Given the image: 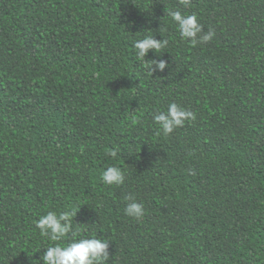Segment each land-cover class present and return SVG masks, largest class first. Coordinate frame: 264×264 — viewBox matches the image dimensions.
Returning <instances> with one entry per match:
<instances>
[{
	"label": "trees",
	"instance_id": "obj_1",
	"mask_svg": "<svg viewBox=\"0 0 264 264\" xmlns=\"http://www.w3.org/2000/svg\"><path fill=\"white\" fill-rule=\"evenodd\" d=\"M170 11L215 35L183 40ZM146 35L168 43L138 60ZM171 103L195 118L165 135ZM69 209L107 264H264V0H0V264L69 243L36 227Z\"/></svg>",
	"mask_w": 264,
	"mask_h": 264
},
{
	"label": "clouds",
	"instance_id": "obj_2",
	"mask_svg": "<svg viewBox=\"0 0 264 264\" xmlns=\"http://www.w3.org/2000/svg\"><path fill=\"white\" fill-rule=\"evenodd\" d=\"M182 4H187L188 0H181ZM175 22L177 31L183 40L195 45L197 43H206L215 35L210 28L208 32L203 33L202 25L200 24L196 14L184 15L180 11L168 12ZM167 40H158L153 35H146L142 39L134 42L135 55L138 60H143L147 57L150 51L157 53L161 48L167 45ZM152 73L158 68L163 71L168 65L167 62L160 59L152 60ZM155 66V67H154ZM194 114L181 107L176 103L169 104L166 111L155 114L153 119L159 125L162 132L167 135L173 132L174 129L182 127L186 120L194 119ZM133 123L136 122V117H132ZM115 157L117 151L113 150L110 153ZM101 180L106 185H121L124 183L125 176L119 167H108L101 174ZM126 206L124 214L133 218L140 219L145 214L143 204L137 202L134 197H125ZM75 210H65L59 214L56 212H48L42 215L36 221V227L40 230L42 236L49 241L59 242L64 240L71 234L73 239L67 244L52 243L45 248V251L39 258L43 264H107L109 253V241L96 238L76 239L79 229L73 226V217L77 216Z\"/></svg>",
	"mask_w": 264,
	"mask_h": 264
}]
</instances>
